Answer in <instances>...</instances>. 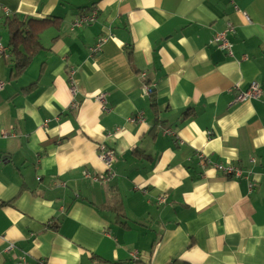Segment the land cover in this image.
Segmentation results:
<instances>
[{
    "label": "crops",
    "instance_id": "0c3cea01",
    "mask_svg": "<svg viewBox=\"0 0 264 264\" xmlns=\"http://www.w3.org/2000/svg\"><path fill=\"white\" fill-rule=\"evenodd\" d=\"M0 6V264H264V0ZM8 14L60 19L21 74ZM229 24L234 57L210 44ZM253 82L261 97L238 100ZM102 147L106 184L83 175L107 173ZM116 193L120 214L105 206Z\"/></svg>",
    "mask_w": 264,
    "mask_h": 264
},
{
    "label": "built area",
    "instance_id": "2783aa9c",
    "mask_svg": "<svg viewBox=\"0 0 264 264\" xmlns=\"http://www.w3.org/2000/svg\"><path fill=\"white\" fill-rule=\"evenodd\" d=\"M3 10H6V9H3V7L0 6V12H2ZM98 17H99V11L97 9H94L88 13H82L79 17H77L71 23V31L82 29L84 27L95 24L98 21ZM234 32H235L234 26L229 24L228 27L224 31L217 33L214 36L210 44L217 46L220 50L224 51L227 54V56L234 57V46L232 42L229 40V36ZM105 41L106 39H101L100 42L92 48V52L95 54L99 53ZM3 86H4V83L0 81V89H2ZM151 92H152V89L150 88V86L148 85L143 86L142 93L144 96H149ZM261 95H262V89L260 85L257 82H253L251 83L249 89L246 92L241 93L238 100L243 101V100L258 99L261 97ZM97 101L100 102L102 105H104L106 102L105 96L100 95L99 97H97ZM129 121L131 123H142L144 121V114L139 113L137 116L130 118ZM167 133H170V131L165 132V134ZM99 153H100L99 155L101 159L106 163L108 167L107 173L103 176H98V175L94 176L88 173L87 171H85L83 175L84 177L90 178L95 182L106 184V183H109L115 175L111 169V165L114 162L115 155L112 150H108L105 147H102ZM215 167H218V169L222 170L223 172L229 175L235 176L236 178H246L247 180H250V183H249L250 191L254 189L255 184L252 180L251 172H249L247 176L244 177L245 172L239 167L221 166V165H215ZM158 199H159V202H162V203L166 201L165 195L160 196ZM13 248H14L13 246L10 247L11 250ZM132 256L134 257V259H136L135 253L132 254Z\"/></svg>",
    "mask_w": 264,
    "mask_h": 264
},
{
    "label": "trees",
    "instance_id": "16d2710c",
    "mask_svg": "<svg viewBox=\"0 0 264 264\" xmlns=\"http://www.w3.org/2000/svg\"><path fill=\"white\" fill-rule=\"evenodd\" d=\"M6 16L7 18L4 26L10 36L8 53L12 58L13 70L17 71V74H21L32 63L36 55L44 49V46L40 41V36L43 31L47 27L58 23L60 19L51 17L45 19H20V17L15 15L8 14ZM153 94L154 90H152L150 97H152ZM214 168L218 169V167ZM225 174L228 178L240 179L227 173ZM121 204L122 198L119 193H116L113 195L111 200L105 204V206L107 208L114 209L120 214ZM17 264H27V260L24 255L17 257Z\"/></svg>",
    "mask_w": 264,
    "mask_h": 264
}]
</instances>
